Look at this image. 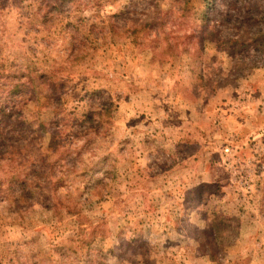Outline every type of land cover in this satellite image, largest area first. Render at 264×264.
<instances>
[{
	"label": "rangeland",
	"instance_id": "374dc122",
	"mask_svg": "<svg viewBox=\"0 0 264 264\" xmlns=\"http://www.w3.org/2000/svg\"><path fill=\"white\" fill-rule=\"evenodd\" d=\"M206 4L0 0V264H264V0Z\"/></svg>",
	"mask_w": 264,
	"mask_h": 264
},
{
	"label": "trees",
	"instance_id": "16d2710c",
	"mask_svg": "<svg viewBox=\"0 0 264 264\" xmlns=\"http://www.w3.org/2000/svg\"><path fill=\"white\" fill-rule=\"evenodd\" d=\"M40 3H43L44 6L47 7V10H57V11H65L66 7H70L71 9L75 8V5H77L78 0H34ZM53 1V2H51ZM212 1L215 0H204V2H206V6L207 8V12L210 9V3ZM226 2H228L229 0H224ZM241 1L242 5L244 6L246 4V0H231V3H237ZM48 5H45L46 3ZM71 4L72 6H67ZM49 8V9H48ZM254 9H256L254 7ZM259 9V8H258ZM207 12L205 13V15L207 14ZM232 14H230L229 11L226 10H218V23H229L227 20V18L231 17ZM206 18H210L209 16H207ZM237 39H242V37H238ZM221 41V40H220ZM242 40H236L237 43L241 42ZM242 43V42H241ZM25 78V74L20 76V80H18L17 82H15L12 86V88H10V92L12 95L14 94H20V99H22L21 101H24L25 103L28 101H32V102H39L40 99L44 98V99H49L48 96H42V91H39L40 86L38 84H36V79L32 76ZM10 97V96H9ZM22 97V98H21ZM2 103V113H3V118L1 119L6 120V119H10L12 121H15L16 117L13 119L11 117H13V114L16 112V110L18 109V103H10V101L8 100V97L5 98L3 100ZM24 104V103H23ZM12 105V106H11ZM8 121V120H6ZM19 121V120H18Z\"/></svg>",
	"mask_w": 264,
	"mask_h": 264
}]
</instances>
